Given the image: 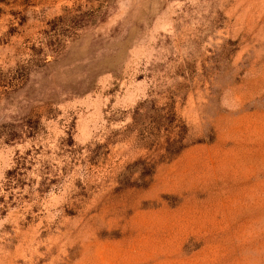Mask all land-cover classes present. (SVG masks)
Returning <instances> with one entry per match:
<instances>
[{"label":"rangeland","instance_id":"1","mask_svg":"<svg viewBox=\"0 0 264 264\" xmlns=\"http://www.w3.org/2000/svg\"><path fill=\"white\" fill-rule=\"evenodd\" d=\"M0 264H264V0H0Z\"/></svg>","mask_w":264,"mask_h":264}]
</instances>
